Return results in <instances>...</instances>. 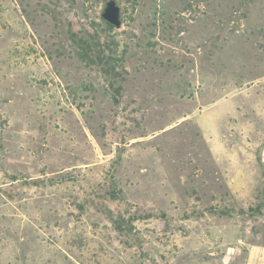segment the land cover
<instances>
[{"label":"rangeland","instance_id":"obj_1","mask_svg":"<svg viewBox=\"0 0 264 264\" xmlns=\"http://www.w3.org/2000/svg\"><path fill=\"white\" fill-rule=\"evenodd\" d=\"M107 1L0 0V264H264V0Z\"/></svg>","mask_w":264,"mask_h":264},{"label":"water","instance_id":"obj_2","mask_svg":"<svg viewBox=\"0 0 264 264\" xmlns=\"http://www.w3.org/2000/svg\"><path fill=\"white\" fill-rule=\"evenodd\" d=\"M102 17L117 29L122 26V11L117 0H108L106 2L102 11Z\"/></svg>","mask_w":264,"mask_h":264},{"label":"crops","instance_id":"obj_3","mask_svg":"<svg viewBox=\"0 0 264 264\" xmlns=\"http://www.w3.org/2000/svg\"><path fill=\"white\" fill-rule=\"evenodd\" d=\"M254 253H258V256L263 258L264 257V247L253 246L252 248H250L249 253H248L249 261L251 260Z\"/></svg>","mask_w":264,"mask_h":264},{"label":"trees","instance_id":"obj_4","mask_svg":"<svg viewBox=\"0 0 264 264\" xmlns=\"http://www.w3.org/2000/svg\"><path fill=\"white\" fill-rule=\"evenodd\" d=\"M108 24L110 25V26H113L112 24H110L109 22H108ZM82 58L83 59H86L85 58V56L84 55H82ZM98 58L100 59V62H98V63H101V62H103L104 60H105V58L103 57V59L101 60V57L100 56H98ZM115 60H113V62H114ZM115 65L117 66V64L115 63ZM115 65H113V69L115 70V73H116V68H115Z\"/></svg>","mask_w":264,"mask_h":264}]
</instances>
